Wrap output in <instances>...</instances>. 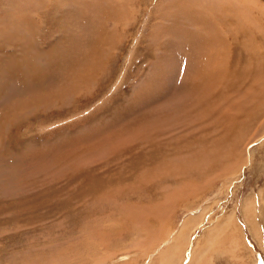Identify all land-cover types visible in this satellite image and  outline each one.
Wrapping results in <instances>:
<instances>
[{"label": "rangeland", "instance_id": "rangeland-1", "mask_svg": "<svg viewBox=\"0 0 264 264\" xmlns=\"http://www.w3.org/2000/svg\"><path fill=\"white\" fill-rule=\"evenodd\" d=\"M21 1L0 0V61L12 55L19 62L14 71L6 65L0 72V264H264V88L253 82L260 70L255 64L264 60V0L223 2L227 10L234 3L243 5L251 28L242 26L243 36L231 28L238 26L231 18L220 24L223 33L232 35L228 40L219 33L228 57H221V50L215 53L218 60H226L228 69H248L243 89L262 101L239 105L237 89L230 102L209 107H214L210 111L206 105H189L181 90L192 85L180 81L181 67L169 76L168 45L177 44L180 31L185 30L179 34L183 43L199 28L196 23L183 25L184 17L178 14L174 21L173 10H164L177 0H98L104 7L89 0ZM201 1L197 4L207 6L206 0ZM184 3L178 5L194 4ZM90 7L100 10L98 16L115 12L117 16L98 27L96 17L93 27L74 22L78 28L70 32L71 19ZM228 11L233 15L232 9ZM89 27L97 29L98 36L93 37L103 49L100 45L102 61L92 66L99 74L87 85L51 88L42 83L45 76H35V84L25 74L31 64L36 69L48 62L55 72L51 80L60 75L59 60L66 63L69 56L83 58L89 53L93 38L78 35L89 32ZM185 45L179 49L190 54L193 47ZM43 47L54 51L46 56ZM238 56L239 64L234 62ZM174 92L179 93L177 99ZM168 93L171 96L165 97ZM178 100V109L166 108ZM148 123H159L167 136L152 137ZM145 138L148 141L142 143ZM163 140L169 144L160 145ZM213 153L223 157L221 167L206 164L204 157Z\"/></svg>", "mask_w": 264, "mask_h": 264}, {"label": "bare ground", "instance_id": "bare-ground-1", "mask_svg": "<svg viewBox=\"0 0 264 264\" xmlns=\"http://www.w3.org/2000/svg\"><path fill=\"white\" fill-rule=\"evenodd\" d=\"M10 1V0H9ZM18 1V0H17ZM31 1V0H30ZM34 1V0H33ZM36 1H38V0H36ZM90 2H95V5L97 4V2H98V0H89ZM104 1V0H103ZM107 1V0H106ZM183 1H188V0H182V3H184ZM203 1V0H202ZM201 1V2H202ZM225 0H206V3H207V6H201V5H198L197 4V0H193V3L194 4H192V5H190V4H188V3H184L185 5H183L182 7H180V5H178V2H181V0H177V2H174L172 5H168V6H166L165 7V9L164 10H168L169 11V13H171L172 12V10H173V13H174V16H172V18L174 17H178L176 14H178V15H181V16H183L184 18H183V20L182 19H179V20H182L183 22H184V24L183 25H186V24H189V23H196V24H199L198 26H199V28H197L198 26L197 25H194V26H196V30H198V33H197V35H196V33L194 34V33H190L191 34V39L190 40H186V39H184V42L183 43H179L180 41H179V37H180V33L181 32H184L185 30H183V31H180V30H178V33H179V31H180V35L178 34V38L176 39L177 40V44L176 43H172L173 44V48H171V47H169V45H168V47H169V49H168V47H167V52H168V54H169V64H167V65H165V66H167L168 68V70H169V76H173V75H176V72L179 70V67H181V72H180V70H179V72H180V74H181V76H182V78L180 79V81L184 84V85H187V87L188 86H190L189 84H191L192 86H191V88H189V89H186V90H184L183 91V88H182V86H181V84L179 85V87L181 86V88H182V93H183V95L184 94H186L185 96H187V100H188V103H189V105L191 104L190 102H193V103H196V106L197 107H201L202 105H206L208 108V110H209V107H212V106H215L216 108H217V106H219L220 104H224V103H227V102H230L231 101V96H230V94L231 93H233V92H235V90H237L238 89V91L241 93L240 94V98H237L236 97V99H235V101H238L239 102V105H242V104H245V103H248L249 101H251L252 99H255L254 97H255V94L254 93H251V91H250V93L251 94H249V93H246V91H245V89H243V86L247 83V81H246V77H247V74H248V69H247V72H246V69H243V68H240V69H238V68H235V69H228L227 68V64H226V60L225 61H223V60H218L217 58H215V53L217 52V51H219V50H221V53H222V55H221V57L222 56H224V57H228L227 56V50H225V48H224V46L222 45V40L220 39V34L219 33H223L222 31H221V29H220V27H219V25L220 24H225L230 18L232 19V21H233V23L234 24H236V25H238L237 27H231V28H234L235 29V31H237L238 33H242V35L244 34V31H241L242 30V26H245V27H247L249 24H248V22H247V20L245 19V12L243 11V5L241 6V4H231L230 5V7H229V9L228 10H230V9H232V11H233V15L227 10V9H225L224 7H222V5H223V2H224ZM21 2H26V0H22ZM43 2V1H42ZM41 2V3H42ZM69 2V1H68ZM168 2V1H167ZM18 3V2H17ZM17 3H16V5H17ZM19 3H20V1H19ZM26 3H28V2H26ZM33 3V2H32ZM31 3V4H32ZM61 3H66V0H61ZM98 3H100L101 4V2L99 1ZM200 3V2H199ZM34 4V3H33ZM36 4H38V2L36 3ZM9 5V4H8ZM15 5V6H16ZM19 5V4H18ZM22 5V4H21ZM27 5V4H26ZM40 5V4H39ZM70 5V4H69ZM91 5V4H90ZM102 5V4H101ZM10 6H11V4H10ZM13 6H14V4H13ZM35 6V5H34ZM89 6V5H88ZM103 6V5H102ZM171 6V7H170ZM25 7V3H24V6H23V8ZM71 7V6H70ZM97 7V6H96ZM104 7V6H103ZM102 7V8H103ZM180 7V8H179ZM29 8V7H28ZM30 8H31V6H30ZM33 8H35V7H33ZM86 8V7H85ZM94 8V7H93ZM82 9V8H81ZM81 9H79V10H81ZM90 9H92L91 7L89 8V9H86V10H81V11H84V12H82V15H81V13H80V16L79 17H75V18H72L71 19V21L70 20H68V23H69V21H70V26L68 27L69 29V31L71 32L73 29H74V26H76V25H74V22L76 23V22H82V21H84L85 23H86V25H90L91 23H92V21H93V17H96V20L94 21V22H97L96 23V26L99 24V26H103V23H104V21L105 20H107V19H109V18H112V17H115V16H117L115 13H113L112 15H109V16H104V15H102V13L100 14V16H98V13H99V11L98 10H96V8L93 10H90ZM26 10V11H25ZM24 11H25V13L27 12V11H29L28 9H26V8H24ZM23 10L21 11V13L22 12H24ZM33 11V10H32ZM32 11H30L29 13H27V15L29 14V16H31L30 15V13L32 12ZM93 11H95L94 12V14H93ZM102 11H103V9H102ZM79 12V11H78ZM104 12H106L105 14H107V11H104ZM25 13H22L23 14V16H24V14ZM33 13V12H32ZM66 13V12H65ZM166 13V12H165ZM164 13V14H165ZM169 13H167V19H168V17H170L171 18V16H168V14ZM57 14H60L59 12L57 13ZM56 14V16H58ZM75 14V13H74ZM19 15V14H18ZM17 15V16H18ZM49 15V14H48ZM47 15V16H48ZM64 15V14H63ZM93 15V16H92ZM163 16V15H162ZM161 16V17H162ZM18 17H20V15L18 16ZM21 17H22V15H21ZM24 17H26V16H24ZM66 17H69V15H66ZM65 17V18H66ZM100 17H101V19H100ZM164 17L165 16H163V19H164ZM32 18V17H31ZM48 18H50V16L48 17ZM58 18V17H57ZM171 18V19H172ZM236 18H238V19H236ZM27 19H28V17H27ZM30 19V18H29ZM52 19V18H51ZM51 19H49L50 21H51ZM59 19V18H58ZM60 19H61V17H60ZM59 19V20H60ZM95 19V18H94ZM171 19H169V21H171ZM178 19V18H177ZM18 20V19H17ZM31 20V19H30ZM46 20H47V18H46ZM165 20V22H167V20L166 19H164ZM174 20V19H173ZM21 21H22V19H21ZM24 21V20H23ZM48 21V20H47ZM61 21V20H60ZM174 21H177L176 20V18H175V20ZM13 22V21H12ZM19 22V21H18ZM58 22V21H57ZM63 22V21H62ZM62 22H61V24H62ZM189 22V23H188ZM15 23V22H14ZM179 23H181V22H179ZM51 24H52V22H51ZM53 24H55V23H53ZM80 24V23H79ZM82 24V23H81ZM166 24V23H165ZM63 25H65V24H62V26ZM66 25H68V24H66ZM171 25H173V24H171ZM170 25V26H171ZM193 25L191 26V27H193ZM226 25V24H225ZM16 26V25H15ZM61 26V25H60ZM78 26V25H77ZM75 27V28H78V27ZM92 25H90V27H91ZM161 26V25H160ZM168 26V24H166V27ZM178 27H179V25H177ZM176 26V27H177ZM14 27V26H13ZM31 27V26H30ZM52 27V26H51ZM66 27V26H65ZM79 27H80V25H79ZM83 27H84V25H83ZM83 27H82V29H83ZM90 27H89V29H90ZM93 27V26H92ZM98 27V26H97ZM97 27H95V28H97ZM165 27V26H164ZM173 27V26H172ZM181 27V26H180ZM183 27V26H182ZM239 27H241V29H239ZM86 28V27H85ZM174 28V27H173ZM217 28V29H216ZM249 28H251V25H249ZM22 29V28H21ZM82 29H80V30H82ZM101 29V28H100ZM162 29V28H161ZM180 29V28H179ZM1 30H2V28H1ZM9 30V29H8ZM26 30V29H25ZM24 30V31H25ZM62 30V29H61ZM61 30H58V31H61ZM67 30V31H68ZM75 30V29H74ZM96 30L97 29H95V31H93V30H91L90 29V31L89 32H86V30H84L85 31V33L83 32V34L82 33H78V35H83V36H85L87 39H91V38H93L91 41H90V51H89V53L87 52L86 54L84 53V57L83 58H81V56H80V58L79 57H77L76 55L74 56H69L70 58L68 59V61L66 62V63H64V61L63 60H59V61H61V63H60V65H59V70H61L62 69V72H61V74L60 75H55V78L53 79V80H51L52 79V77H53V75H54V70L51 68V66H50V64L47 62V63H45L44 65H43V68H41L40 66H37L36 67V69H35V64H31V66H30V70L29 71H24V69H23V71L25 72V74H27L28 73V76L32 79V82L33 83H35V76H41V77H43V76H45L46 78H47V81L46 82H43L42 81V83H46V84H48V86H49V84L52 86H50L51 88H53V87H61V86H75V83H79L80 84V86H83V85H87L89 82L88 81H90L91 79H92V77L94 76V75H97V74H99V72L98 71H96V70H94V69H92V66H93V64L95 63V62H101L102 61V59L99 57V51H101V48L103 47L102 45H101V43H98V42H96L95 40H94V37L93 36H98V33H96ZM99 30V29H98ZM163 30V29H162ZM167 30V29H166ZM168 30L169 31H172V30H170L169 29V26H168ZM187 30V29H186ZM3 31V30H2ZM5 31V30H4ZM16 31V30H15ZM18 31V30H17ZM20 31V30H19ZM62 31H64V30H62ZM76 31H78V30H76ZM76 31H73V32H76ZM158 31H159V27H158ZM175 31H177V30H175ZM188 31V30H187ZM186 31V35H187V32ZM191 31V30H190ZM193 31V30H192ZM36 32V31H35ZM98 32V31H97ZM154 32H156L155 30H154ZM160 32V31H159ZM162 32V31H161ZM194 32V31H193ZM250 32H252V31H250ZM17 33V32H16ZM23 33H26V32H23ZM61 33V32H60ZM170 34H171V36L173 37L174 35H176V34H174L173 33V35H172V32H169ZM185 33V32H184ZM20 34V33H19ZM31 34V33H30ZM34 34V33H33ZM58 34V33H57ZM66 34V33H65ZM75 34H77V33H75ZM155 34V33H154ZM170 34H169V36H170ZM196 35L195 37H193L194 39H192V36L193 35ZM225 33H223L222 35H224ZM4 35H7V34H4ZM25 35H27V34H25ZM68 35V34H67ZM66 35V36H67ZM70 35V34H69ZM68 35V36H69ZM72 35H74L73 33H72ZM182 35H185V34H183L182 33ZM228 38V40H230L231 38V33H229V34H225ZM1 36V35H0ZM17 36V35H16ZM60 36H61V34H60ZM66 36L64 37V38H66ZM74 36H77V35H74ZM158 36H162V34L160 33H158ZM158 36L156 35L155 36V39H156V37L158 38ZM165 36H166V34H165ZM164 36V37H165ZM243 36H245V35H243ZM242 36V38L241 39H244V37ZM20 37V36H19ZM22 37V36H21ZM24 37V36H23ZM27 37V36H26ZM36 37V36H35ZM56 37V36H55ZM71 37V36H70ZM69 37V38H70ZM174 37H177V35L176 36H174ZM173 37V38H174ZM189 37V38H190ZM58 38H59V35H58ZM61 38V37H60ZM183 38H185V37H183ZM196 38V39H195ZM233 38V37H232ZM20 39V38H19ZM71 39V41H72V38H70ZM75 40H77L76 39V37L74 38ZM98 39V38H97ZM108 39V38H107ZM111 39V38H110ZM181 39H182V36H181ZM15 40V39H14ZM24 40V39H23ZM25 40H26V38H25ZM58 40V39H57ZM63 40V39H62ZM62 40H60V41H62ZM67 40V39H66ZM69 40V39H68ZM94 40V41H93ZM79 41V40H78ZM108 41H110L109 39H108ZM174 41V40H173ZM172 41V42H173ZM240 41V40H239ZM17 42V41H16ZM28 42V41H27ZM50 42V41H49ZM75 42V41H74ZM13 43V42H12ZM26 43V42H25ZM56 43V42H55ZM72 43V42H71ZM75 43H77V42H75ZM187 44L188 46L190 45V46H192L193 47V49H191V51L189 50V52H191L190 54L188 53V51H182V49L180 50L179 48L180 47H183L185 44ZM193 43H196L197 45L196 46H194V44ZM226 43V42H225ZM14 44H16V43H14ZM14 44H12L13 46H15ZM57 44V43H56ZM68 44V43H67ZM78 44H80V43H78ZM86 44V43H85ZM85 44H83V45H85ZM180 44H184L183 46H181ZM22 45V44H21ZM47 45H48V43H47ZM51 45V44H50ZM49 45V46H50ZM76 45V44H75ZM81 45V44H80ZM87 45V44H86ZM100 45H101V48H100ZM170 45H171V43H170ZM253 45V44H252ZM27 46H29L28 44H27ZM52 46V45H51ZM57 46V45H56ZM78 46V45H77ZM186 46V45H185ZM188 46H186V47H188ZM219 46V47H218ZM255 46V45H254ZM64 47H66L65 46V44H64ZM68 47V46H67ZM85 47V46H84ZM87 47V46H86ZM196 47V48H195ZM252 47V46H251ZM260 47V46H259ZM44 48V47H43ZM48 48V47H47ZM47 48H44L43 50L41 49V52H43L46 56L47 55H49L48 53L50 52V51H54V50H51V49H54V48H49V49H47ZM59 47H57V49H58ZM71 48V47H70ZM77 48V47H76ZM189 48H191V47H189ZM243 48H245V49H248V47L246 48V46L244 47L243 46ZM256 48H257V45H256ZM261 48H262V46H261ZM19 49V48H18ZM47 49V50H46ZM73 49V48H72ZM103 49V48H102ZM253 49V48H252ZM251 49V51H254V50H252ZM29 50H31V49H29ZM63 50H65V49H63ZM85 50H86V48H85ZM94 50V51H93ZM169 50V51H168ZM248 50H250V49H248ZM55 51H56V49H55ZM62 51V50H61ZM68 51V50H67ZM70 51V50H69ZM72 51V50H71ZM70 51V52H71ZM74 51H75V49H74ZM69 52V53H70ZM246 52H247V50H246ZM250 52V51H249ZM63 53V52H62ZM72 53V52H71ZM54 54V53H53ZM165 54V56H166V53H164ZM249 54H251V53H249ZM248 54V55H249ZM1 55V54H0ZM5 55V54H4ZM7 55V54H6ZM14 55V54H13ZM86 55V56H85ZM243 55V54H242ZM241 55V56H242ZM254 55V54H253ZM161 56V55H160ZM241 56H238L237 58H236V61H234V62H237V64H239L240 62H242L241 61ZM244 56V55H243ZM242 56V57H243ZM252 56V55H251ZM24 56H22L21 58H23ZM29 57V56H28ZM75 59H74V58ZM77 57V58H76ZM255 57V56H254ZM3 58V57H2ZM163 58H165L164 56H163ZM163 58H162V61H165V60H163ZM246 58V57H245ZM256 58V57H255ZM254 58V60H253V62L255 61V60H257V59H255ZM259 59H260V57H258ZM262 58V57H261ZM166 63H167V60H168V56H166ZM173 59V60H172ZM249 59V57L246 59V60H248ZM264 59V58H263ZM262 59V60H263ZM17 60H19V59H17ZM27 60H29V58L27 59ZM83 60V61H82ZM180 60V61H179ZM250 60V59H249ZM22 61V60H21ZM20 61V62H21ZM260 61H261V59H260ZM247 62H251V61H247ZM10 63V64H9ZM17 63L19 64V62H17L16 61V57H12V55H10V57L7 59H5V60H1L0 61V65L1 66H3L2 67V69H0V72H5V68L8 66V65H10V66H8V67H11V68H9L8 70H10L11 69V71H12V69H13V71H14V68L15 67H17L18 68V65H17ZM23 63H25V62H23ZM164 63V62H163ZM171 63H173V65H171ZM255 63H257V62H255ZM254 63V64H255ZM26 64V63H25ZM28 64V63H27ZM165 64V63H164ZM163 64V65H164ZM177 64H178V67H177ZM245 64V63H244ZM249 64H251V63H249ZM7 65V66H6ZM13 65V66H12ZM17 65V66H16ZM256 66L257 65H259V67L258 68H260V70L258 71V72H255V79L253 80V82L254 81H257V84H258V86H260V87H262V88H264V70H262L261 69V67L264 65V60L262 61V62H258L257 64H255ZM21 66L23 67V65L21 64ZM26 66H28V65H26ZM250 66V65H249ZM80 67H82V70H80ZM164 67V66H163ZM246 67V66H245ZM20 68V67H19ZM24 68V67H23ZM247 68V67H246ZM253 68V67H252ZM251 68V69H252ZM250 69V68H249ZM254 69V68H253ZM7 70V71H8ZM176 70V71H175ZM22 71V70H21ZM159 71V73L162 71H160V70H158ZM221 71L223 72V81L220 83V76H221ZM253 71V70H252ZM255 71V70H254ZM23 72V73H24ZM17 73V72H16ZM23 73H22V75H23ZM159 73H158V75H159ZM163 73H164V71H163ZM162 72H161V74H163ZM256 73H258V74H256ZM2 74V76H3V74L4 73H1ZM6 74H7V72H6ZM13 74H14V72H13ZM5 75V74H4ZM12 75V74H11ZM164 75V74H163ZM186 75V77H187V75H188V77H190V78H192L191 80H187L188 78H186V77H183V76H185ZM7 76V75H6ZM5 76V77H6ZM15 76H18V75H15ZM205 76H207V79L210 77V79L208 80V81H206L205 80ZM19 77H20V75H19ZM18 77V78H19ZM250 77V76H249ZM7 78V77H6ZM11 78V77H10ZM21 79L23 78V76H21L20 77ZM248 78V77H247ZM252 78V77H251ZM3 79V78H2ZM15 79V77L13 78V80ZM30 79V80H31ZM8 80V79H7ZM13 80H11V82H10V84L13 82V84H12V88L15 86L14 84V81ZM20 80V79H19ZM18 80V81H19ZM184 80V81H183ZM3 81V80H2ZM6 81V80H5ZM4 81V82H5ZM29 81V80H28ZM250 81V80H249ZM198 82H200L202 85H198ZM31 82H29V84H30ZM65 83V84H64ZM3 84V83H2ZM9 84V83H8ZM36 84V83H35ZM6 85H7V82H6ZM14 85V86H13ZM17 85V84H16ZM44 86H46L47 87V85H44ZM44 86H43V88H44ZM166 86V85H165ZM247 86V85H246ZM245 86V87H246ZM253 86H254V84H253ZM4 88L6 87V86H3ZM8 87V86H7ZM6 87V88H7ZM185 87V86H184ZM187 87H185V88H187ZM2 89L1 88V90H3L2 92H4V91H8V89L6 90V89ZM21 88V87H20ZM30 88V87H29ZM63 88V87H62ZM76 88V87H75ZM75 88H73L74 90H75ZM180 88V89H181ZM251 88V87H250ZM14 89V88H13ZM16 89V88H15ZM48 89V88H47ZM61 89V88H60ZM68 89V88H67ZM172 89V88H171ZM179 89V90H180ZM12 90V89H11ZM24 90V89H23ZM45 90V89H44ZM49 90V89H48ZM55 90V89H54ZM173 90V89H172ZM172 90H170L169 92H172ZM178 90V91H179ZM18 91V90H17ZM17 91H16V94H17ZM22 91V90H21ZM32 91V90H31ZM51 91V90H50ZM82 91V90H81ZM245 91V92H244ZM12 92V91H11ZM26 92V91H25ZM29 92V91H28ZM52 92V91H51ZM54 92H56V91H54ZM54 92L53 93H51V94H54ZM63 92H66L65 90H63ZM180 92V91H179ZM7 93H9V92H7ZM33 93V92H32ZM32 93H30V94H32ZM49 93V92H48ZM67 93H69V91H67ZM217 93V95H218V97L215 95V94ZM237 93V92H236ZM15 94V95H16ZM30 94H27V97H28V95H30ZM47 94V93H46ZM59 94V93H58ZM58 94H57V96H58ZM60 94H61V92H60ZM64 94V93H63ZM243 94V95H242ZM263 94V93H262ZM261 94V95H262ZM3 95V94H2ZM9 95V94H8ZM7 95V96H8ZM11 95V94H10ZM14 95V94H13ZM19 95V94H18ZM56 95V94H55ZM177 95H179V93H177V94H175V92H174V95L173 96H176V99H177ZM180 95H182V94H180ZM242 95V96H241ZM260 95V94H259ZM20 96H22V95H20ZM31 96V95H30ZM53 96V95H52ZM63 96V95H62ZM71 96V95H70ZM70 96H69V98H70ZM169 96H171L169 93L165 96V97H169ZM9 98V97H8ZM17 99H18V97H16ZM32 98V97H31ZM51 98H54V97H49V99H51ZM59 98V97H58ZM158 98H159V96H158ZM232 98V99H233ZM261 98V97H260ZM30 99V97L28 98V100ZM57 99V98H56ZM154 99V98H153ZM161 98H159V100H160ZM174 99V98H173ZM263 102H264V96H263ZM55 100V99H54ZM62 100V99H61ZM157 100V99H156ZM164 100V99H163ZM162 100V101H163ZM256 100V99H255ZM260 100V99H259ZM2 101V100H1ZM8 101V100H7ZM7 101H6V98H5V100H4V102H6L7 103ZM24 101V100H23ZM53 101V100H52ZM51 101V102H52ZM62 101H64V100H62ZM152 101H155V100H152ZM158 101V100H157ZM156 101V102H157ZM179 101V100H178ZM256 101H258V99L256 100ZM262 101V100H261ZM261 101H258V102H261ZM19 102V101H18ZM22 102V101H21ZM25 102V101H24ZM30 103L32 102V101H29ZM55 102V101H54ZM54 102H52V104L54 103ZM159 102V101H158ZM206 102V103H205ZM253 102V101H252ZM3 103V102H2ZM17 103V102H16ZM23 103V102H22ZM154 103V102H153ZM187 105H188V103H187V101L185 102ZM5 104V103H4ZM3 104V105H4ZM18 104V103H17ZM36 104V103H35ZM156 104V103H155ZM158 104V103H157ZM180 104V101H179V103H176V104H171L170 106L168 105V106H166V108H168V107H170V109H172V108H179L178 107V105ZM185 104V105H186ZM3 105H1V107H3ZM20 105V104H19ZM29 105V107H31L30 106V104H28ZM28 105L26 106V108L28 107ZM63 105V104H62ZM146 105V104H145ZM150 105V104H149ZM148 105V106H149ZM52 106V105H51ZM9 107V106H8ZM12 107H13V105H12ZM11 107V108H12ZM136 107V106H135ZM150 107V106H149ZM182 107V106H181ZM23 108L25 109V107L23 106ZM133 108H134V105H133ZM146 108H148L147 106H146ZM214 108V107H213ZM212 108V109H213ZM21 109V108H20ZM144 109H145V106H144ZM149 109V108H148ZM159 109V108H158ZM212 109H210V110H212ZM12 110L14 111V109L12 108ZM133 110V109H132ZM146 110V109H145ZM209 110V111H210ZM214 110V109H213ZM32 111V110H31ZM135 111V110H134ZM15 113V112H14ZM21 113H23V112H21ZM29 113V112H28ZM208 113V116H209V112H207ZM207 113H205V115L207 114ZM18 114H19V112H18ZM202 114V113H201ZM25 115V114H24ZM135 115V114H134ZM139 116V115H138ZM147 116V115H146ZM141 117V116H140ZM144 117V116H143ZM199 117V116H198ZM210 117V116H209ZM208 117V118H209ZM174 118V117H173ZM200 118V117H199ZM175 119V118H174ZM198 119V118H197ZM206 119H207V117H206ZM211 119V118H210ZM212 120H214V118L212 119ZM197 121H199V120H197ZM207 121V120H206ZM204 122V121H203ZM245 123V122H244ZM149 125H148V127H147V131L149 132V133H153V136L152 137H154L155 139H158V138H160V137H162V138H164V136H167V133H163L162 132V128H161V126H160V124L159 123H155V124H150V123H148ZM165 124V123H164ZM167 124V123H166ZM203 124V123H202ZM142 128V127H141ZM141 130V129H140ZM136 134H138V137H139V133H136ZM128 136H129V134H128ZM127 136V137H128ZM137 136V135H136ZM146 137H147V135H145ZM144 136V137H145ZM130 137H132V135L131 136H129V138ZM134 137V136H133ZM148 139H149V137H147ZM104 139V138H103ZM128 139V138H127ZM139 139V138H138ZM138 139H134V140H138ZM141 139V138H140ZM146 139V138H145ZM144 139V142H142V143H145L146 141H148V139H146L145 140ZM154 139V140H155ZM105 140V139H104ZM170 140V139H169ZM172 140V139H171ZM109 141H111V140H109ZM141 141H143V140H141ZM141 141L139 142L140 144H141ZM151 141V140H150ZM164 141V140H163ZM100 142V141H99ZM169 142H171V141H169ZM110 143H112V142H110ZM148 143V142H147ZM151 143V142H150ZM153 143V142H152ZM151 143V144H152ZM160 143V145H165L166 143H165V141L164 142H159ZM165 143V144H164ZM137 143H135V145H136ZM169 144V143H168ZM168 144H166V145H168ZM100 145H102V144H100ZM108 145V144H107ZM123 145V144H122ZM124 145H126L125 143H124ZM162 145V146H163ZM104 146V145H103ZM113 146H114V143H113ZM145 146V145H144ZM155 146V148L154 149H156V146H157V144L156 145H154ZM104 147H107V146H104ZM109 147H111L110 145H108V148ZM121 147V146H120ZM149 147V146H148ZM150 147H151V145H150ZM149 147V148H150ZM161 146H158V148H160ZM103 148V147H102ZM107 148V149H108ZM115 148H116V146H115ZM152 148V147H151ZM163 148V147H162ZM166 148V147H165ZM214 148V147H213ZM212 148V149H213ZM110 150V149H109ZM118 150H119V148H118ZM123 150V149H122ZM161 150V149H160ZM168 150V149H167ZM201 150H203V149H201ZM197 151V150H196ZM207 151V150H206ZM206 151H205V153H206ZM212 151V150H211ZM210 151V152H211ZM107 152V151H106ZM162 152H163V150H162ZM178 152V151H177ZM196 153V152H195ZM195 153L193 154V155H195ZM203 154H204V152H203ZM163 155V154H162ZM202 155V154H201ZM213 155L214 156H210V157H204L205 158V161H206V164L208 165V166H210L211 168H213V167H216L217 165H219V167H221V165H220V162L223 160V157H221V156H218V158H217V156L213 153ZM165 156V155H164ZM196 156H197V153H196ZM199 156V155H198ZM206 156V155H205ZM225 156V155H224ZM145 157V156H144ZM5 158H8V156L7 157H5ZM13 158V157H12ZM11 158V159H12ZM148 158V157H147ZM146 158V159H147ZM153 158V157H152ZM199 158V157H198ZM4 159V158H3ZM14 159V158H13ZM12 159V160H13ZM146 159H145V161H146ZM176 159V161H178L177 160V158H175ZM196 159H197V157H196ZM150 160V159H149ZM155 160V159H154ZM180 160V159H179ZM189 160H190V158H189ZM204 160V159H203ZM10 161V160H9ZM142 161V160H141ZM182 161V160H181ZM163 162V161H162ZM11 163H12V161H11ZM15 163V162H14ZM140 163V162H139ZM149 163V162H148ZM147 163V164H148ZM160 163V162H159ZM158 163V164H159ZM164 163V166L166 165L165 164V162H163ZM188 163V162H187ZM187 163H185V164H187ZM201 163V162H200ZM183 164V163H182ZM190 164V163H189ZM203 164H204V162H203ZM186 166V165H185ZM185 166H183V167H185ZM204 166H206V165H203V168H204ZM10 168V167H9ZM33 168V167H32ZM163 169V168H162ZM206 169V167L204 168V170ZM7 170H8V166H7ZM160 170H161V168H160ZM174 170V169H173ZM184 170V169H183ZM207 170H209V169H207ZM206 170V171H207ZM10 173V172H9ZM161 173V172H160ZM207 174V173H206ZM210 174V173H209ZM10 175V174H9ZM8 176V175H7ZM160 178V177H159ZM5 179V178H4ZM10 179V178H9ZM100 187V186H99ZM94 189V188H93ZM96 189V188H95ZM90 196V195H89ZM116 196V195H115ZM116 198V197H115ZM137 211V210H136ZM130 213V212H129ZM143 217H145V216H143ZM142 221V220H141ZM139 223V222H138ZM146 228V227H145ZM147 231H148V229H147ZM181 231V230H180ZM178 232H179V229H178ZM180 234V233H179ZM180 236H181V234H180ZM149 244V243H148ZM167 244V243H166ZM137 245V244H136ZM146 246H148V245H146ZM146 252H147V250H145ZM149 252V251H148ZM149 254V253H148ZM147 254V255H148ZM145 256H146V254H145ZM160 258V257H159ZM158 258V259H159Z\"/></svg>", "mask_w": 264, "mask_h": 264}]
</instances>
